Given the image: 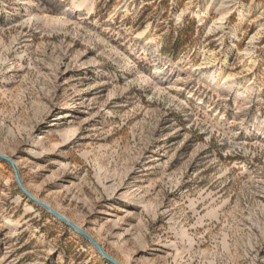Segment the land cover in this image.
Masks as SVG:
<instances>
[{"label":"rangeland","instance_id":"obj_1","mask_svg":"<svg viewBox=\"0 0 264 264\" xmlns=\"http://www.w3.org/2000/svg\"><path fill=\"white\" fill-rule=\"evenodd\" d=\"M0 264H264V0H0Z\"/></svg>","mask_w":264,"mask_h":264},{"label":"water","instance_id":"obj_2","mask_svg":"<svg viewBox=\"0 0 264 264\" xmlns=\"http://www.w3.org/2000/svg\"><path fill=\"white\" fill-rule=\"evenodd\" d=\"M0 160L8 162L10 164L11 167H13L12 162L6 158L3 155H0ZM14 178H15V182L19 188V190L34 204L38 205L39 207H41L42 209H44L46 212H48V214H50L54 219L62 222L63 224H65L70 230H72L73 232H75L78 236H80L81 238H83L84 240H86L91 246L92 248L99 254V256L105 260L107 263L109 264H119L118 262H116L113 258H111L101 247L100 245L87 233H85L82 229H80L79 227H77L75 224H73L71 221H69L68 219H66L64 216L60 215L59 213H57L56 211H54L51 207H49L47 204L43 203L42 201L36 199L35 197H33L24 187V185L22 184L18 173L16 172V170H14Z\"/></svg>","mask_w":264,"mask_h":264}]
</instances>
